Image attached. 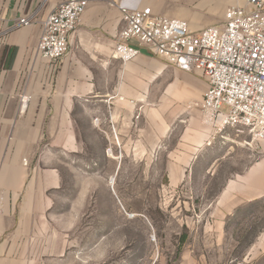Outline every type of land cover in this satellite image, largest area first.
Masks as SVG:
<instances>
[{
    "label": "crops",
    "instance_id": "0c3cea01",
    "mask_svg": "<svg viewBox=\"0 0 264 264\" xmlns=\"http://www.w3.org/2000/svg\"><path fill=\"white\" fill-rule=\"evenodd\" d=\"M65 1L0 0V264H82L75 253L86 242L54 211L63 183L58 167L47 164L87 156L84 142L93 140L96 156L164 173L177 205L193 210L181 220L189 234L173 264H264L263 218L253 232L241 228L264 204V140L249 147L247 129L215 133L201 111L209 82L198 73L136 41L135 59L116 58L122 0H88L68 54L58 63L43 58V23ZM178 2L136 0L155 15L187 20L193 33L221 24L229 8L247 6L204 0L195 12L213 17L199 19ZM21 18L32 24L19 25ZM221 167L226 176L218 191L200 196ZM241 236L253 239L236 256Z\"/></svg>",
    "mask_w": 264,
    "mask_h": 264
},
{
    "label": "built area",
    "instance_id": "2783aa9c",
    "mask_svg": "<svg viewBox=\"0 0 264 264\" xmlns=\"http://www.w3.org/2000/svg\"><path fill=\"white\" fill-rule=\"evenodd\" d=\"M87 6L88 0H66L46 18L38 44L43 58L58 63L68 54ZM119 7L116 58L135 59L140 51L131 43L136 41L161 59L198 73L209 82L201 111L215 133L244 128L253 140H264V0L229 8L221 24L199 33L191 31L187 20L155 15L149 7L139 8L136 0H122ZM31 24V18L19 20V25ZM28 99L22 98L24 109Z\"/></svg>",
    "mask_w": 264,
    "mask_h": 264
},
{
    "label": "rangeland",
    "instance_id": "374dc122",
    "mask_svg": "<svg viewBox=\"0 0 264 264\" xmlns=\"http://www.w3.org/2000/svg\"><path fill=\"white\" fill-rule=\"evenodd\" d=\"M203 1L178 3L183 13H196L199 19L213 17L209 12H195ZM250 137L249 147L255 142L252 134ZM84 143L89 147L87 156L56 157L47 164L58 167L63 183L54 192V211L86 242L87 247L75 253L82 264H173L189 234L181 220L192 216L191 207L177 205V191L166 187L164 173L145 172L141 163L126 164L121 157L96 156L95 140ZM220 169L208 188L199 190L200 196L211 197L218 191L226 176ZM194 207L197 212L204 209L202 205ZM180 208L183 211L178 213ZM258 211L242 222V230L253 232L263 223L259 218L264 220V204ZM235 239L242 243L234 253L239 256L243 242L249 244L253 237Z\"/></svg>",
    "mask_w": 264,
    "mask_h": 264
},
{
    "label": "bare ground",
    "instance_id": "6f19581e",
    "mask_svg": "<svg viewBox=\"0 0 264 264\" xmlns=\"http://www.w3.org/2000/svg\"><path fill=\"white\" fill-rule=\"evenodd\" d=\"M114 180H115V178L112 176V178H111V184H114Z\"/></svg>",
    "mask_w": 264,
    "mask_h": 264
},
{
    "label": "trees",
    "instance_id": "16d2710c",
    "mask_svg": "<svg viewBox=\"0 0 264 264\" xmlns=\"http://www.w3.org/2000/svg\"><path fill=\"white\" fill-rule=\"evenodd\" d=\"M184 239H185V237L183 236L181 241H184Z\"/></svg>",
    "mask_w": 264,
    "mask_h": 264
}]
</instances>
